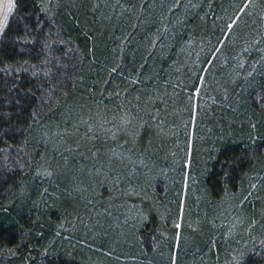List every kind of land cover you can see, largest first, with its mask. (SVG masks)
I'll list each match as a JSON object with an SVG mask.
<instances>
[{"label": "trees", "instance_id": "1", "mask_svg": "<svg viewBox=\"0 0 264 264\" xmlns=\"http://www.w3.org/2000/svg\"><path fill=\"white\" fill-rule=\"evenodd\" d=\"M14 1L0 264H264V0Z\"/></svg>", "mask_w": 264, "mask_h": 264}, {"label": "rangeland", "instance_id": "2", "mask_svg": "<svg viewBox=\"0 0 264 264\" xmlns=\"http://www.w3.org/2000/svg\"><path fill=\"white\" fill-rule=\"evenodd\" d=\"M14 2H15L14 0H0V37L2 35L3 30L5 29V26L8 23L9 18L13 14L14 7H15ZM188 159H189V157L187 158V161H186V165H185L186 169H187V166H188ZM29 165H30L29 150H28V148L24 147L22 149L21 156L17 160L16 168L17 169H27L29 167ZM10 171H11V168L7 164V161L4 158H0V184H5L6 185V193L10 192V190H11V184H10V182L8 180V175H9ZM124 203H125V204H123V210L124 211H122V213H123L122 215H123L124 218H126V215L131 217V215L129 213H127V209L131 208L132 206L127 205L128 203H126V202H124ZM132 211L135 212L136 208L131 209L130 212H132ZM183 216H184V211L181 209L180 218H179L178 223L181 224L183 222ZM117 217L118 216H116V215L114 216L115 223H117V219H116ZM98 218H99V220L97 219L96 216H93V220L104 221V222H106V221L108 222V221L112 220V218L110 216L105 215V214H103V215L100 214V216ZM84 222H85V227L87 229L91 228L90 231H91L92 234H96L97 233V234L102 235L100 237L101 240L98 237L100 242L103 241V238H104L105 235H107L108 237L113 235L111 231L106 232L107 230L104 227H101L100 225L99 226H95V225L90 226V222L88 221V219L86 217H84ZM177 227H178V225H177ZM128 235L132 236L133 234L132 235L128 234ZM116 237H119V236L116 235ZM177 237H178V234L176 232L175 238H177ZM131 239H132L131 242L134 243L133 242V241H135L134 237H132ZM89 240L94 242L95 238L89 237ZM88 243L90 244V242H88ZM92 246H94V244H92ZM93 248H94L93 249L94 251H97V252H99L100 254H102L104 256V257H100L101 260L105 259V257L108 258L109 260L110 259H113V260L114 259H130V257L132 256V255H127V254H124V256H118V254H116V253H114L112 251H109V250H102V249H99L98 247L97 248L93 247ZM85 251H86V253L90 252V251H88L86 249H85ZM133 258L141 259V258H138V257H132V259ZM87 261H89V260H87ZM172 262L174 263V258L173 257H172ZM89 263H91V264H101L102 262L93 261L92 259H90Z\"/></svg>", "mask_w": 264, "mask_h": 264}]
</instances>
